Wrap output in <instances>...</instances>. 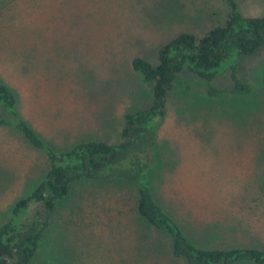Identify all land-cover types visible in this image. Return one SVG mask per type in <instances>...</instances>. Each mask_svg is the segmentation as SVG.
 <instances>
[{
	"label": "rangeland",
	"instance_id": "rangeland-1",
	"mask_svg": "<svg viewBox=\"0 0 264 264\" xmlns=\"http://www.w3.org/2000/svg\"><path fill=\"white\" fill-rule=\"evenodd\" d=\"M236 2L243 16L264 14V0ZM227 9L223 0H11L0 7V82L58 152L87 140L116 145L125 115L153 100V83L132 60L155 65L160 47L222 25ZM238 76L252 95L214 99L206 81L176 74L156 131L152 195L202 249L264 248V145L243 140L264 142V46L242 58ZM211 84L230 85L229 72ZM0 115L9 118L2 106ZM47 169L42 152L0 127V227ZM115 183H73L29 264H189L173 256L168 237L151 240L131 188ZM36 210L32 204L24 214Z\"/></svg>",
	"mask_w": 264,
	"mask_h": 264
},
{
	"label": "trees",
	"instance_id": "trees-1",
	"mask_svg": "<svg viewBox=\"0 0 264 264\" xmlns=\"http://www.w3.org/2000/svg\"><path fill=\"white\" fill-rule=\"evenodd\" d=\"M10 1L0 0V7ZM223 1L228 9L222 25L200 37L190 33L178 35L159 48L155 65L141 58L132 60L134 71L140 73L146 83H153V100L148 108L125 115L120 141L116 145L87 140L68 151L58 152L47 145L15 110L14 92L0 82V106L9 115L8 119L0 115V127L13 128L32 148L42 152L48 163L44 178L15 204L9 219L0 227V264H29L49 229L57 203L69 198L73 183L79 180L95 184L97 188L114 182L131 188L134 213L138 222L154 235L151 240L168 237L173 256L184 258L189 264H264V248L196 247L182 227L155 201L148 179V170L155 162L153 150L157 127L176 74L187 70L206 81L205 95L214 99L243 98L254 92L251 84L239 78L238 64L242 58L254 55L264 46V14L246 17L239 11L236 0ZM225 71L229 72L231 84L213 86L215 77ZM261 84L264 85V79ZM242 111L249 114L246 116L253 115L249 110ZM244 137H248L243 135L246 144L264 145L263 141L256 143ZM32 204L37 205L38 210L29 217L24 212H28ZM259 204L262 206L264 202Z\"/></svg>",
	"mask_w": 264,
	"mask_h": 264
}]
</instances>
